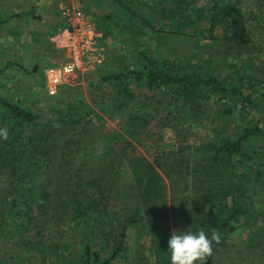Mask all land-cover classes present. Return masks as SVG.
Returning <instances> with one entry per match:
<instances>
[{
    "label": "trees",
    "instance_id": "16d2710c",
    "mask_svg": "<svg viewBox=\"0 0 264 264\" xmlns=\"http://www.w3.org/2000/svg\"><path fill=\"white\" fill-rule=\"evenodd\" d=\"M153 1L87 0L84 12L103 41L116 46L115 36L126 37L128 53L100 79L107 90L97 107L70 87L47 115L0 94V130L7 131L0 135V264H24L36 251L41 264L51 257L55 264H114L127 258V236L137 227L148 240L145 264H170V218L174 230H218L205 264H214L241 227L246 251L264 257V61L238 59L223 72L210 58L149 52L142 43L155 38L165 48L191 38L189 30L201 36L205 20L213 46L240 58L254 44L249 21L257 18L246 14L243 0ZM7 22L0 20V32ZM9 69L29 73L7 61L0 75ZM154 101L166 111L157 133L149 129ZM208 105L220 124L192 144L178 125L208 120ZM165 128L173 147L160 146ZM144 142L157 146L151 159L138 150ZM127 191L119 217L112 207ZM68 224L80 240L67 255L65 244L45 241Z\"/></svg>",
    "mask_w": 264,
    "mask_h": 264
},
{
    "label": "rangeland",
    "instance_id": "374dc122",
    "mask_svg": "<svg viewBox=\"0 0 264 264\" xmlns=\"http://www.w3.org/2000/svg\"><path fill=\"white\" fill-rule=\"evenodd\" d=\"M149 1L150 4L154 2L153 0ZM243 2L246 14L251 12L254 14L252 17L257 19L249 21L252 26L254 44L251 48L244 50L240 58L234 57L237 54L235 51L225 54L221 48L213 46L211 40L208 39V24L205 20L199 25L204 31L201 36H192V31L189 30L191 38L181 42L174 41L172 44H167L165 48L155 38L142 40V43L148 46L149 52L156 51L164 55L186 56L191 59H195L196 56L203 59L210 58L212 62L219 64L223 72H228L230 66L234 65L233 63L238 59L248 61L251 58L255 64H259L264 61V13H261L257 4L263 1L243 0ZM86 3L87 0H0V20H8L0 32V69L5 62L14 61L29 72L9 69L4 75H0V94L2 96L8 100H19L26 108L47 115L53 102L60 95L62 96V93L63 96L66 95L63 89L70 87L72 88L71 94L80 93L87 103L93 107L98 106L101 93L107 90L105 85L100 83V79L115 72L122 63L123 55L128 53L124 45L126 37L115 36L116 46H113L109 40L103 41L102 34L95 30L90 15L84 12ZM204 5L205 2L198 4L201 8ZM92 11L100 13V9H92ZM18 15L20 17H16ZM34 16H39L40 19H35ZM83 23L94 28L99 37L87 51H81L78 49L79 46H76L78 53L74 54L70 35L74 36L78 30L77 26L83 25ZM220 34V31H217L216 36L219 37ZM63 44L69 47H63ZM33 66H36L37 69L33 70ZM51 69H61L65 72L63 82L54 96H50L46 91V76ZM136 93L137 96L141 94L140 99L146 98L145 92H142L141 89H137ZM70 97L69 94L67 100H70ZM215 109L216 107L213 105L206 107L205 116L209 115L208 120L201 118L197 122H192L189 119L180 121L178 126L182 127L184 132L188 130L190 133L188 142L196 144L206 140L207 135H211V128L220 124L218 120L212 119V117L215 118L213 114ZM151 110L155 119H152L149 129L157 133L159 121L165 118L166 111L157 101L151 105ZM164 130L163 143L165 144H160V146L162 148L173 147L175 142L173 132L168 128ZM151 144L153 143L144 142L138 148L139 152L150 159L157 149V146ZM127 187L125 177H123L119 188L124 191L127 190ZM128 194L129 191L121 193L119 200L114 201L115 206L112 207V211L119 214V217L126 213L123 204L128 201ZM167 196H170L168 187ZM174 227V221L170 218L172 232ZM58 232L61 234L52 233L51 236L45 232L44 236L46 237L43 239L50 236L45 244L54 243L60 247L65 244L68 248L65 249V254L68 255L71 253L73 245H75L74 248H77L80 237L70 229L69 224L62 225ZM247 238L248 231L245 227H241L230 241L228 249L218 251L214 264H264V257L261 256L260 250L246 251ZM147 244V237L141 228L137 227L132 230L127 236V258L114 264H145ZM33 254L32 259L30 261L26 259L24 264L43 263L40 253L36 251ZM55 261L54 257H51L45 264H55Z\"/></svg>",
    "mask_w": 264,
    "mask_h": 264
},
{
    "label": "clouds",
    "instance_id": "9594fccd",
    "mask_svg": "<svg viewBox=\"0 0 264 264\" xmlns=\"http://www.w3.org/2000/svg\"><path fill=\"white\" fill-rule=\"evenodd\" d=\"M0 135L6 136V130H0ZM220 242L218 230L210 233L201 229L197 232L190 230H174L168 240L167 251L170 264H205V260L213 253V244Z\"/></svg>",
    "mask_w": 264,
    "mask_h": 264
},
{
    "label": "built area",
    "instance_id": "2783aa9c",
    "mask_svg": "<svg viewBox=\"0 0 264 264\" xmlns=\"http://www.w3.org/2000/svg\"><path fill=\"white\" fill-rule=\"evenodd\" d=\"M78 30L74 36L71 37L72 52L74 54L78 53L76 46H79L78 49L81 51L88 50L89 47L95 44V40L99 37V34L92 28L89 24L83 23L79 24ZM64 45V44H63ZM63 47H69L64 45ZM64 71L61 69H51L47 72L46 76V91L50 96H54L57 93V89L63 82Z\"/></svg>",
    "mask_w": 264,
    "mask_h": 264
}]
</instances>
